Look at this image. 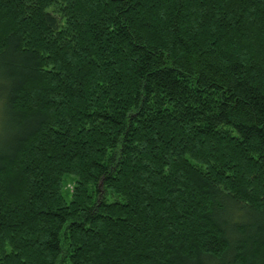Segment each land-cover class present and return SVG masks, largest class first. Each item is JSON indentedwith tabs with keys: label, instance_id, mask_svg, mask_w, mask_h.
Segmentation results:
<instances>
[{
	"label": "trees",
	"instance_id": "1",
	"mask_svg": "<svg viewBox=\"0 0 264 264\" xmlns=\"http://www.w3.org/2000/svg\"><path fill=\"white\" fill-rule=\"evenodd\" d=\"M0 121V264H264V0H0Z\"/></svg>",
	"mask_w": 264,
	"mask_h": 264
},
{
	"label": "rangeland",
	"instance_id": "2",
	"mask_svg": "<svg viewBox=\"0 0 264 264\" xmlns=\"http://www.w3.org/2000/svg\"><path fill=\"white\" fill-rule=\"evenodd\" d=\"M0 123H1V121H0ZM0 131H1V128H0ZM68 187H71V185H68Z\"/></svg>",
	"mask_w": 264,
	"mask_h": 264
}]
</instances>
